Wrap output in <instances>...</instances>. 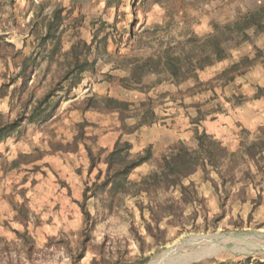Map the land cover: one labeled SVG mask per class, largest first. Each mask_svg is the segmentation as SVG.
I'll list each match as a JSON object with an SVG mask.
<instances>
[{
  "label": "rangeland",
  "instance_id": "obj_1",
  "mask_svg": "<svg viewBox=\"0 0 264 264\" xmlns=\"http://www.w3.org/2000/svg\"><path fill=\"white\" fill-rule=\"evenodd\" d=\"M231 3L0 0V264H264V124L244 82L264 1ZM230 115L228 147L204 126ZM153 128L182 142L143 146ZM196 133L227 151L219 174L152 183Z\"/></svg>",
  "mask_w": 264,
  "mask_h": 264
},
{
  "label": "trees",
  "instance_id": "obj_2",
  "mask_svg": "<svg viewBox=\"0 0 264 264\" xmlns=\"http://www.w3.org/2000/svg\"><path fill=\"white\" fill-rule=\"evenodd\" d=\"M216 55L214 61L218 62L225 59L223 49L219 45L214 46ZM74 49V48H73ZM169 66L171 71L175 74L180 68L174 60H170ZM212 65L211 63L206 66ZM195 142L197 148L191 150L190 148L179 143L173 149L169 156H164L160 160V173L156 179H151L152 183L161 184L164 190L170 188L181 187L184 188L183 182L190 176L194 175L198 170L205 171L207 167L218 171L221 168V163L227 156V151L221 144L214 140L211 136L206 134L196 133ZM127 146V144H126ZM127 148L115 150L113 153H120ZM148 157H138L135 162L131 163L128 170L140 166Z\"/></svg>",
  "mask_w": 264,
  "mask_h": 264
},
{
  "label": "crops",
  "instance_id": "obj_3",
  "mask_svg": "<svg viewBox=\"0 0 264 264\" xmlns=\"http://www.w3.org/2000/svg\"><path fill=\"white\" fill-rule=\"evenodd\" d=\"M208 2H212V8H218L222 4H226L227 2H232L230 5V9H232V15H235V11L237 10L239 14H250L251 12L258 11V4L264 0H207ZM250 83V85L255 86V93L258 92V113L255 111L254 114L250 110L246 111L249 113L248 122L256 123L258 121V127H262L264 124V64L258 65L254 69V73L247 76L244 82ZM245 84V83H244ZM249 89V85L246 86V89ZM234 122H237L236 117L233 115L218 117L209 122L205 123V131L210 134L214 139L220 141L224 145L230 147L233 143H236V140L232 138V134L235 131ZM247 122V121H246ZM247 125V124H246ZM165 133V134H164ZM151 139L149 141L145 140L143 146H147L150 144H155L156 142H160V137L163 138V144H165V138L167 134L165 131H161L159 129L153 128L150 130ZM172 135V134H170ZM170 143L165 144L164 147L172 145L177 141L182 142V137H177L176 134L174 136H170Z\"/></svg>",
  "mask_w": 264,
  "mask_h": 264
}]
</instances>
